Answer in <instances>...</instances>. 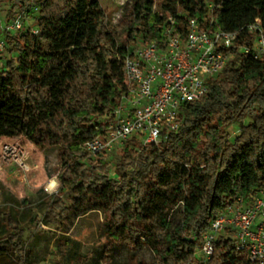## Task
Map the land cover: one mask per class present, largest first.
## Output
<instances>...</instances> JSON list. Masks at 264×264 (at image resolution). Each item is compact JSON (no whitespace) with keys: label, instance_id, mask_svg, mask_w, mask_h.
<instances>
[{"label":"trees","instance_id":"obj_1","mask_svg":"<svg viewBox=\"0 0 264 264\" xmlns=\"http://www.w3.org/2000/svg\"><path fill=\"white\" fill-rule=\"evenodd\" d=\"M3 6L6 18L25 9L39 30L38 36L30 27L4 35L0 62L5 52L17 58L0 67V139L22 133L42 151L58 148V180L70 193V206L51 201L46 223L64 232L72 213L101 211L104 237L129 251L130 264H145L136 256L142 246L154 255L149 264H257L236 249L230 232L215 241L207 262L199 252L216 217L264 189V57L235 49L227 68L210 81L208 95L182 107L180 128L166 141L143 145L134 139L115 162V154L95 160L85 144L103 134L104 116L127 90L123 62L133 45H119L118 29L99 0H0ZM210 6L228 31L257 20L264 28V0H164L159 11L155 0H129L128 42L161 39L167 16L202 22ZM38 38L48 52L34 48ZM242 39L251 46L244 32ZM179 208L182 221L172 227ZM4 222L0 258L29 264L26 230L11 212ZM67 246L59 247L66 252ZM111 254L108 247L103 264H112Z\"/></svg>","mask_w":264,"mask_h":264},{"label":"built area","instance_id":"obj_2","mask_svg":"<svg viewBox=\"0 0 264 264\" xmlns=\"http://www.w3.org/2000/svg\"><path fill=\"white\" fill-rule=\"evenodd\" d=\"M213 8L202 22L167 16L161 39L136 41L123 62L127 90L116 109L104 116L103 134L85 144L90 156L121 150L134 139L143 145H159L179 130L182 107L208 95L210 81L227 68L235 49L264 57L261 21L228 31L217 24ZM30 19L25 9L0 19V55L6 50L4 35L24 32ZM30 29L39 35L36 27ZM243 32L251 46L241 44ZM4 153L15 158L25 178L31 167L24 161V151L6 146ZM228 231L237 250L248 251L253 263L264 264V189L250 203L239 201L214 219L199 252L205 262L214 254L215 241Z\"/></svg>","mask_w":264,"mask_h":264},{"label":"rangeland","instance_id":"obj_3","mask_svg":"<svg viewBox=\"0 0 264 264\" xmlns=\"http://www.w3.org/2000/svg\"><path fill=\"white\" fill-rule=\"evenodd\" d=\"M99 1L107 12L109 24L118 29L119 45L134 46L128 42L129 27L124 18L125 6L129 0ZM163 5L164 0H155L156 11L161 10ZM6 15L7 6H3L0 19H6ZM27 25L32 27L33 19H30ZM34 48L49 51L48 43L39 38L35 40ZM2 57L4 61L0 62V67L9 60H16L17 55L5 52ZM230 133L232 136L238 134L237 125L236 128H230ZM6 146L24 151V161L31 167L25 178H22L15 158L4 153ZM122 151L119 149L110 153L115 154L114 162L122 155ZM103 156L93 159H104ZM106 159L112 158L107 156ZM61 170L57 147L42 151L22 133L0 139V223H5L6 214L11 212L19 221V225L26 230L24 241L29 264H103L104 252L108 247L112 248V264H130L129 251L104 237V214L101 211L93 210L80 216L72 213L64 222V232L58 230L54 224L46 223L45 214L51 201L60 199L70 206L67 200L70 193L64 191L58 180ZM111 176L117 177L115 169L111 171ZM27 207L30 208L26 210ZM181 221L182 211L179 208L173 215L172 227H177ZM64 241L68 242L66 252H62L59 247ZM136 256L139 263L149 264L154 261L153 253L145 246L139 249ZM0 264L12 263L0 258Z\"/></svg>","mask_w":264,"mask_h":264},{"label":"crops","instance_id":"obj_4","mask_svg":"<svg viewBox=\"0 0 264 264\" xmlns=\"http://www.w3.org/2000/svg\"><path fill=\"white\" fill-rule=\"evenodd\" d=\"M233 128V127H232Z\"/></svg>","mask_w":264,"mask_h":264}]
</instances>
